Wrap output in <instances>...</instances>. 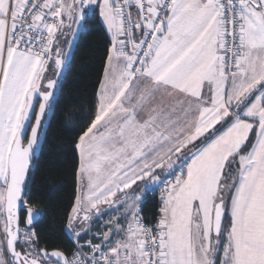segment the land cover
I'll list each match as a JSON object with an SVG mask.
<instances>
[{
    "label": "snow or ice",
    "instance_id": "snow-or-ice-1",
    "mask_svg": "<svg viewBox=\"0 0 264 264\" xmlns=\"http://www.w3.org/2000/svg\"><path fill=\"white\" fill-rule=\"evenodd\" d=\"M93 19L74 248L48 251L33 165ZM0 264H264V0H0Z\"/></svg>",
    "mask_w": 264,
    "mask_h": 264
},
{
    "label": "trees",
    "instance_id": "trees-1",
    "mask_svg": "<svg viewBox=\"0 0 264 264\" xmlns=\"http://www.w3.org/2000/svg\"><path fill=\"white\" fill-rule=\"evenodd\" d=\"M85 28L88 30L80 35L73 48L71 67L62 78L59 101L54 112L47 116L50 123L46 128V141L33 165V202L42 212V219L34 225L39 237L38 247L69 254L74 241L65 227L76 195L78 157L74 141L80 132L78 125H83L94 110L97 83L109 43L98 19L91 20ZM158 206L159 201L148 197L143 214L152 217Z\"/></svg>",
    "mask_w": 264,
    "mask_h": 264
},
{
    "label": "built area",
    "instance_id": "built-area-1",
    "mask_svg": "<svg viewBox=\"0 0 264 264\" xmlns=\"http://www.w3.org/2000/svg\"><path fill=\"white\" fill-rule=\"evenodd\" d=\"M159 196H160V194H159V191L157 190L156 192H155V195L154 196H149L151 199H156L157 201H159ZM142 215H143V217H144V219H145V222H147L151 217L150 216H145L143 213H142ZM21 227H23V226H21Z\"/></svg>",
    "mask_w": 264,
    "mask_h": 264
},
{
    "label": "crops",
    "instance_id": "crops-1",
    "mask_svg": "<svg viewBox=\"0 0 264 264\" xmlns=\"http://www.w3.org/2000/svg\"><path fill=\"white\" fill-rule=\"evenodd\" d=\"M49 116V115H48ZM108 219V216L107 215H105L104 217H103V220H107ZM103 220H101V221H98L96 224H93L92 225V227H93V229H96V228H98L99 227V225L101 224V223H103Z\"/></svg>",
    "mask_w": 264,
    "mask_h": 264
},
{
    "label": "water",
    "instance_id": "water-1",
    "mask_svg": "<svg viewBox=\"0 0 264 264\" xmlns=\"http://www.w3.org/2000/svg\"><path fill=\"white\" fill-rule=\"evenodd\" d=\"M21 226H23V224H21Z\"/></svg>",
    "mask_w": 264,
    "mask_h": 264
},
{
    "label": "rangeland",
    "instance_id": "rangeland-1",
    "mask_svg": "<svg viewBox=\"0 0 264 264\" xmlns=\"http://www.w3.org/2000/svg\"><path fill=\"white\" fill-rule=\"evenodd\" d=\"M63 78V77H62ZM49 115V114H48Z\"/></svg>",
    "mask_w": 264,
    "mask_h": 264
}]
</instances>
